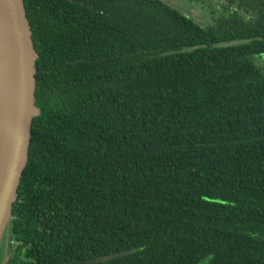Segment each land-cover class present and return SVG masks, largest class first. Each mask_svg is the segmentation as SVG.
<instances>
[{"label": "trees", "instance_id": "obj_1", "mask_svg": "<svg viewBox=\"0 0 264 264\" xmlns=\"http://www.w3.org/2000/svg\"><path fill=\"white\" fill-rule=\"evenodd\" d=\"M23 2L38 115L0 264H264V0Z\"/></svg>", "mask_w": 264, "mask_h": 264}, {"label": "water", "instance_id": "obj_2", "mask_svg": "<svg viewBox=\"0 0 264 264\" xmlns=\"http://www.w3.org/2000/svg\"><path fill=\"white\" fill-rule=\"evenodd\" d=\"M36 59L23 0H0V244L26 167L32 119L38 115L34 97ZM130 253L82 264L105 262Z\"/></svg>", "mask_w": 264, "mask_h": 264}, {"label": "rangeland", "instance_id": "obj_3", "mask_svg": "<svg viewBox=\"0 0 264 264\" xmlns=\"http://www.w3.org/2000/svg\"><path fill=\"white\" fill-rule=\"evenodd\" d=\"M188 5H191L190 3H188ZM192 14L196 17V20H202L204 24H206L209 20H208V16L204 11H199L198 9L192 10ZM206 18V19H205ZM253 64L259 68L260 70L263 69L264 70V55H258V56H254L252 58ZM2 244V242H1ZM0 244V246H1ZM7 251L4 249L3 251V257L7 256ZM2 261V260H1Z\"/></svg>", "mask_w": 264, "mask_h": 264}]
</instances>
